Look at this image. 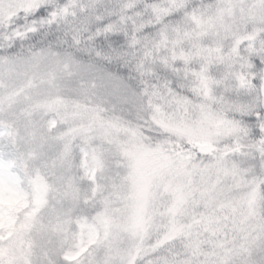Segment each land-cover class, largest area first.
<instances>
[{
    "label": "snow or ice",
    "instance_id": "snow-or-ice-1",
    "mask_svg": "<svg viewBox=\"0 0 264 264\" xmlns=\"http://www.w3.org/2000/svg\"><path fill=\"white\" fill-rule=\"evenodd\" d=\"M0 264H264V0H0Z\"/></svg>",
    "mask_w": 264,
    "mask_h": 264
}]
</instances>
